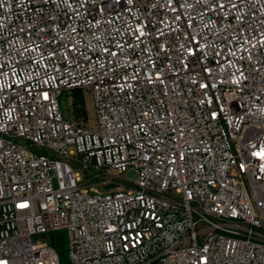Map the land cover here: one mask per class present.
Instances as JSON below:
<instances>
[{
    "label": "built area",
    "instance_id": "built-area-1",
    "mask_svg": "<svg viewBox=\"0 0 264 264\" xmlns=\"http://www.w3.org/2000/svg\"><path fill=\"white\" fill-rule=\"evenodd\" d=\"M55 230L68 264H264V0H0V264H60Z\"/></svg>",
    "mask_w": 264,
    "mask_h": 264
},
{
    "label": "trees",
    "instance_id": "trees-1",
    "mask_svg": "<svg viewBox=\"0 0 264 264\" xmlns=\"http://www.w3.org/2000/svg\"><path fill=\"white\" fill-rule=\"evenodd\" d=\"M74 100L72 102L75 115H87L86 99L83 90L77 89L73 92ZM42 237L56 250L59 256L60 264H68V238L64 230L49 231Z\"/></svg>",
    "mask_w": 264,
    "mask_h": 264
},
{
    "label": "rangeland",
    "instance_id": "rangeland-1",
    "mask_svg": "<svg viewBox=\"0 0 264 264\" xmlns=\"http://www.w3.org/2000/svg\"><path fill=\"white\" fill-rule=\"evenodd\" d=\"M83 94H84V97H85V93L83 92ZM86 99V98H85ZM60 101H61V103H62V107H63V109L65 110V112H66V110L68 111V109H69V100H68V94H67V91H65L63 94H62V96L60 97ZM86 107H87V116H88V112H89V107H88V101L86 100Z\"/></svg>",
    "mask_w": 264,
    "mask_h": 264
}]
</instances>
